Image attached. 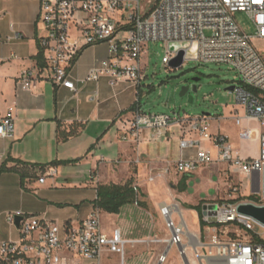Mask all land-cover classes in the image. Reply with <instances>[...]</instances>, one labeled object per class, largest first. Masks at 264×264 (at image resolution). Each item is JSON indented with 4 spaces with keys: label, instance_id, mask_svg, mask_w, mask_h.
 Here are the masks:
<instances>
[{
    "label": "crops",
    "instance_id": "0c3cea01",
    "mask_svg": "<svg viewBox=\"0 0 264 264\" xmlns=\"http://www.w3.org/2000/svg\"><path fill=\"white\" fill-rule=\"evenodd\" d=\"M6 1L15 2V9L4 7ZM40 8L39 0H0V117L11 112L15 118L14 137L0 139V167L13 169L0 174V247L4 241L20 238L18 224L9 222V214L21 212L58 223L79 224L96 209L99 185H123L132 179L143 199L138 193V204L136 201L126 204L118 213L99 209L101 219L111 218L109 226L102 222L105 232L110 234L119 227L126 239L167 237L170 231L160 205L176 204L174 219L184 222L187 229L184 237L188 244L187 258L180 256L178 247H172L163 264H186L188 260L191 264H206V246L196 248L189 243L192 235L204 244L210 240L215 224L205 222L203 215L208 205L218 202L209 196L215 194L218 183L215 166L219 170L223 163L202 165L192 174L176 171L174 165L178 159H194L198 154V148L180 147L183 138H200L190 131L187 123L171 125L161 138H153L151 131L144 129L138 140L132 137L123 140L135 110L142 109L141 99L147 86L144 79L138 86L126 79L113 86L106 75L98 81H80L111 56L109 42L85 46L70 67L77 91L56 86L46 79L32 90L22 89L18 83L21 72L26 68H41L45 63L44 57L42 63L37 58L41 50L39 39L44 34ZM15 32L23 37L15 38ZM245 114V107L237 102L223 105L218 114L203 116L208 118L212 134L228 137L243 157L254 158L260 152L262 128L257 119L247 118ZM237 117H242L240 123ZM244 128L254 131L252 139H241ZM241 142L245 146H240ZM202 145L216 155L210 141L203 139ZM49 168L56 169V174L41 183L39 177ZM93 170L97 174L95 181L91 180ZM144 176L152 182L164 177L166 185L170 184L168 198L154 203ZM184 176L188 177L187 186L180 190L178 184ZM34 177L37 180L33 181ZM258 188L259 185L252 190ZM199 205L201 209L194 208ZM156 215L164 220L163 234L153 226ZM18 218L20 221L21 217ZM229 226L234 236L226 233L223 240L246 234L238 225ZM163 248V244L154 243L128 245L126 264H157ZM116 262L115 255L105 256V264Z\"/></svg>",
    "mask_w": 264,
    "mask_h": 264
},
{
    "label": "built area",
    "instance_id": "2783aa9c",
    "mask_svg": "<svg viewBox=\"0 0 264 264\" xmlns=\"http://www.w3.org/2000/svg\"><path fill=\"white\" fill-rule=\"evenodd\" d=\"M39 1V20L44 30L39 42L44 50L45 66L24 69L18 77L22 89L32 90L46 79L56 86L77 91L70 67L85 46L101 42L110 43L111 56L80 79L82 83L98 81L106 75L113 86L123 79L140 85L144 78L141 56L150 41L167 45L163 58L166 65L182 49L184 61L229 63L244 84L234 90L238 102L246 109L245 117L257 119L262 128L257 157H243L228 137L212 134L206 116L181 119L168 113H146L140 107L128 122L123 140L130 137L138 140L144 129H149L153 138H161L171 125L187 123L190 131L200 138H183L180 147L198 148V154L194 159H178L174 165L178 173L192 174L202 165L223 163L233 173L251 179L252 188L260 186L264 171V0H155V3L149 0L148 4L146 0ZM239 11L247 13L251 19L256 30L254 35L246 33L239 25L235 17ZM14 37L20 39L23 35L15 32ZM255 40L263 42V48H258ZM171 43H189V46L173 51ZM194 47L197 58H186ZM241 119L237 117V123ZM14 133L15 118L9 112L0 117V139L12 138ZM253 135L250 128H244L240 133L242 140H250ZM203 139L212 143L215 156L211 149L203 147ZM56 172V169L49 168L39 181L44 183ZM96 178L93 170L91 180ZM135 190L138 194V186ZM232 190L239 192L240 185L233 186ZM257 194L260 202L256 204L264 205V195ZM232 198L214 203V208H206L203 220L207 223L214 220L218 226L235 224L246 234L223 240L218 226H214L208 243L204 244L192 235L189 245L194 244L196 248L206 246V264H264V242L262 235L255 231L252 220L264 224L240 214L238 205L244 202H234L237 199ZM177 210L176 204L160 205V213L170 233L167 237L154 235L149 239H126L119 227L110 234L106 233L97 208L79 224L58 223L35 214L11 213L8 216L11 224H16L17 218L21 217L18 223L20 238L2 242L0 264H105L107 254L117 257L116 264H126L128 245L149 243L164 245L157 264L166 262L172 247H178L180 256L187 258L188 244L184 242L187 229L184 222L174 219ZM186 264L191 262L188 260Z\"/></svg>",
    "mask_w": 264,
    "mask_h": 264
},
{
    "label": "rangeland",
    "instance_id": "374dc122",
    "mask_svg": "<svg viewBox=\"0 0 264 264\" xmlns=\"http://www.w3.org/2000/svg\"><path fill=\"white\" fill-rule=\"evenodd\" d=\"M149 0H146L148 4ZM155 3V0H152ZM15 2H5V6L9 10H14ZM5 12V10L3 11ZM235 17L242 29L250 34H255V27L247 15V13L236 12ZM258 48H263V42L254 41ZM167 53V45L161 41H150L145 46L141 56V65L144 67V81L147 84L144 87L146 91L142 96V110L146 113H168L174 118H195L204 114H218L221 112L222 106L225 104H235L238 102L235 90L230 87H244L238 72L233 69L229 63L201 62L199 60H187L180 67H172L163 62V58ZM193 78H200L197 82V91H190L192 100L189 94L181 96L183 87L187 83L193 82ZM1 106V104H0ZM260 142V140H259ZM243 142L240 146H243ZM245 146V145H244ZM214 175L218 183L216 184V192L209 198L215 201L232 200L235 196L237 199L234 202H255L259 203L260 195L252 190L251 179L240 174L233 173L227 165H220ZM218 172V173H217ZM148 188L152 201L160 202L168 198V189L165 178L158 177L155 181H150L147 176ZM37 180L34 177L33 181ZM262 182V180H261ZM240 185V191L235 193L232 187ZM42 194V193H39ZM254 197L251 198V196ZM143 193L139 188V198L142 200ZM153 223L154 228L158 233L163 234L165 227L164 220L156 215ZM255 225V231L262 235L264 242V226L252 220ZM102 222L107 226L111 224V218L103 217ZM215 226H218L215 224ZM229 228V229H228ZM219 235L224 239L226 233L234 236L233 228L230 226H218ZM168 233L167 230H165ZM175 248L172 249V252Z\"/></svg>",
    "mask_w": 264,
    "mask_h": 264
},
{
    "label": "trees",
    "instance_id": "16d2710c",
    "mask_svg": "<svg viewBox=\"0 0 264 264\" xmlns=\"http://www.w3.org/2000/svg\"><path fill=\"white\" fill-rule=\"evenodd\" d=\"M40 52L37 56L38 61L42 63L44 57V50L40 45ZM45 63H42V67ZM252 90V89H251ZM255 93H258L256 90H252ZM8 169L6 166L2 165L0 167V174ZM25 176L22 174V179L24 180ZM188 177L184 176L178 184L180 190L186 189V181ZM254 195L251 196V198ZM137 200V192L135 190V185L133 180H128L125 184H105L99 185L97 188V199L95 200V207L97 209L105 210L109 213H118L120 209L129 203H133ZM196 209H201V205L194 207Z\"/></svg>",
    "mask_w": 264,
    "mask_h": 264
},
{
    "label": "water",
    "instance_id": "95a60500",
    "mask_svg": "<svg viewBox=\"0 0 264 264\" xmlns=\"http://www.w3.org/2000/svg\"><path fill=\"white\" fill-rule=\"evenodd\" d=\"M189 43H171L170 49L173 51H177L181 48L188 47ZM185 52L184 50L179 51V55L174 58L169 65L172 67H180L183 64L184 61ZM186 58L188 59H196L197 58V50L196 47L192 51H190L188 54H186ZM200 80V78H193L194 85H185L182 89L181 96H186L189 94L190 100H192V95L190 94V91H197V82ZM235 86L230 87L231 90H234ZM261 180L260 186L257 190H254V193H262L264 195V171L261 174ZM215 205H208L206 208H214ZM238 212L242 215L249 216L251 218H254L255 220L261 222L264 224V205H258L254 202H244L240 203L238 205ZM214 222V220H212ZM19 222V218H17V224Z\"/></svg>",
    "mask_w": 264,
    "mask_h": 264
},
{
    "label": "flooded vegetation",
    "instance_id": "af4514ba",
    "mask_svg": "<svg viewBox=\"0 0 264 264\" xmlns=\"http://www.w3.org/2000/svg\"><path fill=\"white\" fill-rule=\"evenodd\" d=\"M195 83L194 82H191V83H187L186 85H190V86H192V85H194Z\"/></svg>",
    "mask_w": 264,
    "mask_h": 264
}]
</instances>
